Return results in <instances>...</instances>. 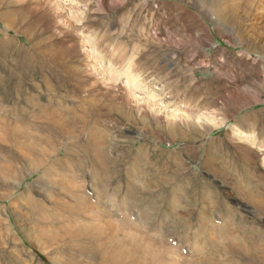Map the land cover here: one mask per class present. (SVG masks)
Segmentation results:
<instances>
[{
  "label": "rangeland",
  "instance_id": "1",
  "mask_svg": "<svg viewBox=\"0 0 264 264\" xmlns=\"http://www.w3.org/2000/svg\"><path fill=\"white\" fill-rule=\"evenodd\" d=\"M0 12V119L18 125L37 151L57 148L50 161L48 152L34 153L32 158L44 164L30 170L14 146L0 140V165L18 175L0 184V264H62L67 258L96 264L72 249L68 238L50 244L43 233L64 228L62 218L40 223L20 198L30 196L45 207L42 213L56 209L58 214V202L73 203L52 184L58 180L80 190L92 212L107 213L96 222L83 217L84 222L117 225L126 217L128 234L175 250L170 259L178 264L196 257L192 246L225 264L209 242L226 239L216 238L220 230L227 238L245 239L264 257V208L258 206L264 201V0H5ZM17 13L22 19L7 28L1 15L17 19ZM31 43L39 47L32 50ZM40 50L49 53L38 56ZM126 91L138 102L145 99L142 106L150 105L161 122L166 115L210 117L207 134L188 135L193 143L174 142L150 126V134L137 130V113L131 123L116 121L113 114L104 117L106 110L100 116L104 125L81 122L86 98L100 93L104 104L119 105ZM131 105L135 113L137 106ZM52 112L78 138L59 137L55 143L61 125L40 119ZM85 131L106 139L104 159L97 158L101 171L88 161L78 164L80 153L87 158L94 153ZM85 143L90 157L80 151ZM67 145L77 152L67 170L59 169L55 160ZM57 170L67 174L60 178ZM98 171L106 176L94 182ZM88 244L95 246L97 239H87ZM239 258L235 264H255Z\"/></svg>",
  "mask_w": 264,
  "mask_h": 264
},
{
  "label": "bare ground",
  "instance_id": "2",
  "mask_svg": "<svg viewBox=\"0 0 264 264\" xmlns=\"http://www.w3.org/2000/svg\"><path fill=\"white\" fill-rule=\"evenodd\" d=\"M0 1H1L0 3H3V2L5 3V0H0ZM8 5H10V2ZM47 6H49V5H47ZM33 8H35V7H33ZM21 11L22 10H20L19 12L21 13ZM20 13L16 14L17 19H13V17L11 18L12 15L9 16L10 14L1 15V16H3V18L7 19V22L5 21L7 23V24H5L7 28L14 27L17 24V22H20L19 20L22 19V17H20L22 15ZM233 16L235 17V15H233ZM23 17H24V15H23ZM230 19H231V17H230ZM1 20H3V19H1ZM22 22H24V21H22ZM17 27H18V25H17ZM34 47L38 48L39 46H38V44H32V47L30 46V48H32V50H34ZM54 51L56 52V50H54ZM40 52L41 53L38 54V56L49 53V52L43 51V50L42 51L40 50ZM56 54H54V55L57 56ZM29 56H31V55H29ZM29 56H28V58H29ZM55 56H53V58L58 59ZM116 60H118V58ZM109 64H112V62L110 61ZM129 64L131 65L130 62H129ZM132 67L135 68V65L132 64ZM109 77H111V76L109 75ZM126 93H127L126 96H124L121 99V102L119 105H117V104L113 105V103L110 105L104 104L102 101V98L104 95L100 94V93L99 94H93L89 98H86L83 101L85 107H83L84 106L83 105V106H81V109H80L81 110V116H80L81 122H83L85 124L88 122H91V123L93 122L92 123L93 125H94V123L95 124H102V123H104V121L106 119L103 120L100 118V116L102 115L101 112H102V110H106L104 117L109 118L111 116V114H113L116 117L115 118L116 121H124V120H127L129 122L131 120L134 121L135 119L133 120V118H135V115H133V114L137 113L136 114V120L138 122H135L137 130L140 129V130H143L144 132H147L148 134H150V132H148V128L150 126V128L152 127V130H155V132L157 133L158 136L162 132H164L165 134H167L168 138L173 139L174 142H176L178 140L180 142H186L187 143L189 141V138H188L189 136L191 138H193V136H194V138H196V137L198 138V137L204 136L205 133L208 132L209 127L205 128L204 125L207 124V121H209L211 119L210 117L206 116L205 118H203L201 116H196L193 113L187 114L184 116L182 115L178 118L172 117L173 115L172 116L166 115V117H164L165 120L163 121L164 122L163 123V122H161V120H159L158 118H156L152 115L154 113L152 111V108H150V105L149 106L144 105L145 107L142 106L145 103V99H142L140 102H138L137 99H136L137 100L136 101L135 99L132 98V95L128 91H126ZM1 95L2 94H1V88H0V105L2 103ZM109 97L113 98L111 95H109ZM14 98L16 99L18 97H16V95H15ZM132 102L138 103V106L135 105V103L132 104L133 106L134 105L137 106L136 107L137 109H135V113L133 112V107L131 109H128V108H130V105ZM1 106H0V109H2ZM196 107L197 106H195V108ZM15 109L18 110L16 107H14L12 110L13 113H17V111ZM109 111H111V112H109ZM41 114H42V115H40L41 120L50 121L53 118L57 121L58 126L61 125L60 127H58V131L56 133L57 136L54 137L55 143L57 142L59 137H60V140H63V141H64V139L71 138L72 136L78 138V136H79L78 134L73 135L71 133V131H69L65 128L66 127V120L62 117H59L58 116L59 114L57 115V113H53V112L49 113V114H47V113H41ZM147 116L152 120L149 124L147 123V119H146ZM193 117L197 118L198 120H194L195 118L193 119ZM75 118L76 117H74V119ZM77 118H78V116H77ZM132 121H131V123H132ZM210 122H212V121L210 120ZM10 123L11 122L6 121L5 119H0V140L5 139L7 143H11V145H13L15 150H16V156L23 158L24 161H26L28 168H31L30 170H35L36 169L35 167H40L44 164L43 162L42 163L38 162L35 158L34 159L32 158V157H34V155H33L34 153H47L48 152V155L46 156V157H48V161H50L51 157H54V155H56L57 148L54 146L50 147V145H49V148H47V150H45L46 148L43 149V147H42V149H40V151H37L36 149H39L38 146L33 141H30L29 138H26V136H24L22 133H20V130H19L20 127L16 124H10ZM102 125H104V124H102ZM139 125L141 128H139ZM55 126L57 127L56 124H55ZM85 132L90 133L89 144H90V147H92L93 152L96 154V156L94 157L95 161H93L94 153H93V156H91V154H90L91 157L86 153V151H85L86 143H85L82 145V149L80 148L81 146H79V148L81 149L80 151L82 153L86 154L90 158H87L80 153L79 156L81 155V157H83V158L80 161H78V164L83 166L85 164V162L88 161V164L90 165V167L93 170L99 169V171H101L100 165L98 167V164H97V158H98V160L104 159V154H105L104 153V145L106 144V139H103L102 137H100L99 136L100 133H91L90 131H85ZM74 137H72V138H74ZM20 139L22 141H24V143H22L20 141ZM74 139H76V138H74ZM79 140H76V141L74 140V141L76 143V142H80ZM46 142H47V140H46ZM193 142H195V141H190L188 143H193ZM51 143H53V142H51ZM75 143H73V144L71 143V144L74 145ZM21 144H24V146H21ZM0 145H3L2 142H0ZM0 150H2V149H0ZM76 152L77 151L74 150V147L67 145V147H65V154L62 157L55 160L56 164H58V168L59 169L60 168H66V170H67L69 167L68 161L74 158V155H75L74 153H76ZM207 161H209L210 163H214V160L211 157H209L207 159ZM9 165L11 166V164H9ZM34 165H35V167H33ZM73 165L75 166V164H73ZM73 165H72V168L74 167ZM101 165H102V163H101ZM104 169L106 172V168H104ZM210 169H212L214 171V173H217L219 171L217 168H215L213 166H211ZM11 170H13V169H9L7 167L4 168L0 165V184H3L5 181H8V182L12 181V180L14 181L18 177V175H16ZM49 171H52V169L51 170L49 169ZM99 171H98V174H96V177H94V182H97L98 180L100 181L101 179H103V177L106 176V175L101 176ZM56 173L60 178H62L61 174H67L63 171L60 174L59 170H57ZM45 175H47V177H49V178L51 176L50 172H49V174H45ZM52 184L53 185H59L60 186L59 187L60 194L63 193L64 196H67L69 199L73 200V201H71L73 203H69V205H67L63 202L60 203V202L56 201V202H58V205H59L58 209H60L58 214H55L56 209L47 211V212H49V214L42 213V211L45 208L42 204L34 201V199L30 196L26 197V200H24L22 197H20L22 199V201L28 205V208L30 207V211L32 213L31 215L34 217V219L36 221H39L40 223L41 222H47V223L53 224V221L56 222V221H59L60 218H62V221L64 223L63 225H65L64 228H59L60 229L59 231L56 230L57 231L56 234H52V233L47 232V231H45L43 233L48 238V240L50 241V244H52V245L57 244L58 242H60V240H63L64 238H68V240H69L68 242L70 243V246L72 249H77V251L79 253L81 252V253L85 254V256H87V258L89 260L94 259L96 264H178V263H176L177 261L175 259H173L172 261L170 259V255H173L172 253L176 254L175 250H173V249H171L165 245L163 246V245L155 244V243L151 242L150 240H147V238L141 237L139 234H136L133 232L128 234L127 230L124 228V225H126L124 222L127 221L126 217L120 223L118 222L117 225L115 224L116 222L113 223L109 220H104V223L102 225H98L94 222L91 223L90 221H89L90 223L84 222L82 220L83 217H84V219L85 218L86 219L91 218L92 221H93V219L95 221V218H96V220H99L100 217H101L100 219H103L104 216H102V214L106 215L107 213L105 211H103L101 214L99 213V216H98L97 214H95V212H92L93 209L89 207L88 199L81 193L80 190H78L74 185H72V183L70 184L67 181L58 180ZM67 197H63V198H67ZM249 198H251V200H253L254 196L250 195ZM52 200H53V197H52ZM63 200L65 201V199H63ZM254 201H255V199L253 200V202ZM203 205H208V201H205ZM255 205H256V203H255ZM258 206L260 209L264 208V201H260ZM204 208H203L202 213L200 215L205 214ZM97 217H98V219H97ZM79 218H81V219H79ZM80 220H82L83 222ZM202 220H205V219L202 218ZM163 222L166 224L167 219L163 220ZM60 224H62V223H60ZM198 224H200V222H198ZM217 228L221 229V227H217ZM222 228H225V227H222ZM196 231L197 230H194V232H193L195 237L197 236ZM59 232H61V234H63V235H61ZM129 232H130V230H129ZM203 232H205V231H203ZM203 232L201 231L202 236H204ZM218 232H219V234H218ZM218 232H217V234L219 236L218 237L216 236V238H220L223 236V237H226V239H221L218 242L217 241L215 242L212 240L209 241L211 244V247L214 248L215 258L218 259L221 257L222 261L225 264H230L229 262H231L230 260H232V259H233L232 263L235 264L234 260H236V257H237L238 262H239L238 257H240L244 260L246 259L247 261L248 260L252 261L255 264H257V263L258 264H264V257L261 256L259 258L257 253L255 252L256 249H254V247L251 248L250 246H248L245 239L242 238L243 240L241 241L235 235L229 236L227 238V232H224V230H220ZM207 233H210V232H207ZM118 234L122 236L121 238L123 240L118 239L119 238ZM210 236L213 237L212 233L210 234ZM91 237H95L97 239V244H95V246L88 244L89 247H85V245L87 243V239H91ZM82 239L84 240L83 243H76L75 242V241L82 240ZM124 243H125V245H124ZM195 243H196V241H195ZM93 248H96L98 251H102V253H97L96 249H95V254H94L92 252ZM191 249L193 252H195L196 257L194 259H185V258L181 259L183 262H186V264H219L218 260L212 259L211 257H205V253L203 254L201 251H199V250H201V248L196 247V246L195 247L192 246ZM103 251H105V252H103ZM169 252H171V253H169ZM260 252H262V251L260 250ZM89 256H92V258ZM169 259H170V261H169ZM238 262H236V263L239 264ZM61 263L62 264H87L88 262L83 261V260L79 261L78 259H74V258H69V259L67 258V260H65L64 262L61 261ZM179 263H180V260H179Z\"/></svg>",
  "mask_w": 264,
  "mask_h": 264
}]
</instances>
